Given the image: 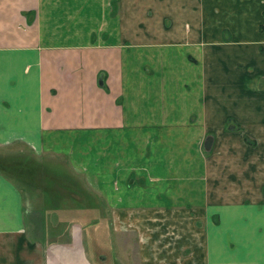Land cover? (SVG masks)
<instances>
[{
    "label": "crops",
    "instance_id": "0c3cea01",
    "mask_svg": "<svg viewBox=\"0 0 264 264\" xmlns=\"http://www.w3.org/2000/svg\"><path fill=\"white\" fill-rule=\"evenodd\" d=\"M263 72L264 0H0V264H264Z\"/></svg>",
    "mask_w": 264,
    "mask_h": 264
},
{
    "label": "rangeland",
    "instance_id": "374dc122",
    "mask_svg": "<svg viewBox=\"0 0 264 264\" xmlns=\"http://www.w3.org/2000/svg\"><path fill=\"white\" fill-rule=\"evenodd\" d=\"M232 85H233L232 83L227 85V88H229ZM244 87L249 92H252L253 89L254 90L257 89L258 91L264 92V75L261 77L260 81H252L249 78H246V80L244 82ZM233 89L236 90L234 85H233ZM241 102H245V100H241ZM235 112H238V109H236ZM235 112H232V113H235ZM235 114H237V113H235ZM253 114H255V112ZM246 115H250V117L252 116L251 114H249V112L246 113ZM261 115H263V116L261 118V122L259 123V125H256V122H250L248 120L242 121V120H239L238 116H233L238 122H240L242 124V126L238 122H237V124H238L239 128H237L236 130H233L232 126H230V127L227 126V128L230 129V132H228L229 130H227V129H225L226 130L225 131L223 129L222 125L218 126L217 128H214V130L211 131L212 133H208L205 142L203 141V143H202L203 144L202 145L203 146V151H205L207 153L209 151V149H211V146H213L212 142H213V140H215L217 138L218 135H222V136L225 135L224 139L231 140V141H232V139H235V137L238 136V135H240V137H242L243 135H246L247 140H249V141H253L254 140L255 141L253 146L248 145V152L253 157H256L255 161H257L259 164H264V163L261 162V160H264V111L261 113ZM239 129H241V130H239ZM219 133H221V134H219ZM235 140L237 141V139H235ZM229 142L230 141H226L227 149H231V144ZM223 146L224 145H220L218 147L221 156L224 155L223 151L225 150V148ZM21 150L24 151V152H22ZM6 154H7V157L15 156V155H18V154H27L28 157L31 158L29 153H27L26 150H24L19 145H12V146H10L7 149V151H1L0 152V156H5ZM258 157H259V159H258ZM219 159H221V158H219ZM219 159L216 160L217 163L219 162L218 161ZM36 162H37L38 165H41L40 161H36ZM242 162H244V161H242ZM27 164H30L29 167H27V168L25 167L26 169H29V172L25 171L27 174H22L21 177H23L24 182L26 183V186H27L26 190L31 191L30 189L32 187V180L34 182H38L39 184H45V180L46 179L40 180V176H36V175L33 177L32 173H31V160ZM17 165H18V163H16V162H13L12 165L8 163V167L7 168L10 169V170L12 168L13 171H15L16 168H18L19 171H23L24 170L22 164H21V166H17ZM54 167H58V165L55 164ZM232 168L233 169L239 168V165L236 164V162L234 161V162H232ZM263 183H264V181H263ZM39 187H37L35 189H38ZM71 192H72L73 196L78 195V193L75 190L71 191ZM88 192H89V199H92L93 196H94V192H90V191H88ZM77 210L78 209H76V211ZM83 210L84 209H82V211ZM73 212H75V211L73 210ZM87 215H88V220L90 221L88 223H91V224H88V230H91L92 232H95L96 231V229H95V226H96L95 225L96 208L90 206L89 209H88ZM106 225L108 226V224H106ZM99 232L101 233V229L99 230ZM102 232L103 233L105 232L106 233L105 235H108L109 240H106V241L111 243L112 242L111 241V236L113 235L112 234V232H113L112 229L105 227V229ZM113 242L116 243L117 240L114 239ZM120 244H121V242H120ZM106 253H108V252H106ZM109 253H110V251H109ZM98 254H99V252H98Z\"/></svg>",
    "mask_w": 264,
    "mask_h": 264
},
{
    "label": "trees",
    "instance_id": "16d2710c",
    "mask_svg": "<svg viewBox=\"0 0 264 264\" xmlns=\"http://www.w3.org/2000/svg\"><path fill=\"white\" fill-rule=\"evenodd\" d=\"M227 126H229V127L232 126L233 129H237L238 128V124L233 122V121H229L227 123Z\"/></svg>",
    "mask_w": 264,
    "mask_h": 264
}]
</instances>
